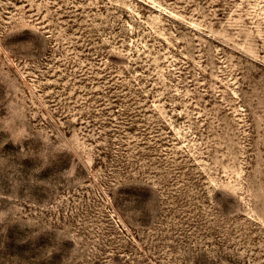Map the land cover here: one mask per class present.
<instances>
[{
    "label": "rangeland",
    "instance_id": "1",
    "mask_svg": "<svg viewBox=\"0 0 264 264\" xmlns=\"http://www.w3.org/2000/svg\"><path fill=\"white\" fill-rule=\"evenodd\" d=\"M0 264H264V0H0Z\"/></svg>",
    "mask_w": 264,
    "mask_h": 264
}]
</instances>
